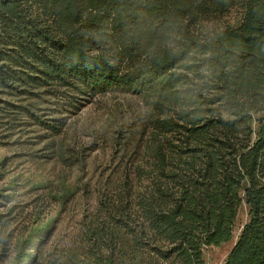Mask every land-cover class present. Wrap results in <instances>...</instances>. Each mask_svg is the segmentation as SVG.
Here are the masks:
<instances>
[{
    "label": "trees",
    "instance_id": "16d2710c",
    "mask_svg": "<svg viewBox=\"0 0 264 264\" xmlns=\"http://www.w3.org/2000/svg\"><path fill=\"white\" fill-rule=\"evenodd\" d=\"M0 69L146 108L123 183L49 264H206L243 203L224 264H264V0H0ZM23 235L0 264H40Z\"/></svg>",
    "mask_w": 264,
    "mask_h": 264
},
{
    "label": "rangeland",
    "instance_id": "374dc122",
    "mask_svg": "<svg viewBox=\"0 0 264 264\" xmlns=\"http://www.w3.org/2000/svg\"><path fill=\"white\" fill-rule=\"evenodd\" d=\"M1 70L0 243L31 235L29 252L49 264L82 243L103 199L123 183L124 142L142 133L147 112L133 93L23 85ZM248 219L243 203L233 238L204 248L206 264L225 263Z\"/></svg>",
    "mask_w": 264,
    "mask_h": 264
},
{
    "label": "clouds",
    "instance_id": "9594fccd",
    "mask_svg": "<svg viewBox=\"0 0 264 264\" xmlns=\"http://www.w3.org/2000/svg\"><path fill=\"white\" fill-rule=\"evenodd\" d=\"M225 71H227L228 69H224Z\"/></svg>",
    "mask_w": 264,
    "mask_h": 264
}]
</instances>
